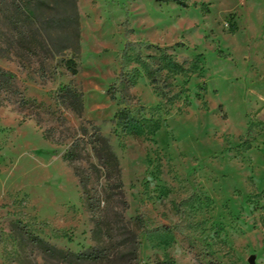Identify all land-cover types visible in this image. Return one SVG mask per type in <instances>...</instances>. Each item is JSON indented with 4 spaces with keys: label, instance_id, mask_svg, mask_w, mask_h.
I'll use <instances>...</instances> for the list:
<instances>
[{
    "label": "rangeland",
    "instance_id": "374dc122",
    "mask_svg": "<svg viewBox=\"0 0 264 264\" xmlns=\"http://www.w3.org/2000/svg\"><path fill=\"white\" fill-rule=\"evenodd\" d=\"M182 1L76 0V74L71 51L0 56L16 76L0 100V264H66L35 239L72 253L96 245L75 170L95 159L84 149L65 158L93 127L119 158L128 207L114 200L104 231L115 251L139 232L137 258L112 264H264V0ZM129 44L185 63L164 72L166 98L137 51L124 55ZM64 86L82 93L81 116L60 98ZM121 108L137 133L116 120Z\"/></svg>",
    "mask_w": 264,
    "mask_h": 264
},
{
    "label": "trees",
    "instance_id": "16d2710c",
    "mask_svg": "<svg viewBox=\"0 0 264 264\" xmlns=\"http://www.w3.org/2000/svg\"><path fill=\"white\" fill-rule=\"evenodd\" d=\"M158 1L184 5L182 0ZM65 4L64 0H0V56L5 58L15 55L21 60L44 56V60L47 61L71 51L73 57L66 61V68L72 74H76L75 57L80 53L77 3L76 0L70 1L71 10L66 9ZM143 48L156 49L160 54L158 57L143 58L141 56ZM132 51H137L136 63L142 66L155 91L164 98L168 96L164 89L161 90L164 72L173 74L185 73L188 70L185 68V63L180 64L160 47L129 44L124 55L128 57ZM43 66L45 67V63ZM122 75L116 83L123 82ZM15 79L14 73L0 69V100L1 94L14 86ZM110 93L111 98L114 99L115 85ZM59 96L68 108L77 115H82L84 102L80 91L64 86L60 89ZM23 103L25 104V101ZM115 118L125 130L137 133L139 124L130 110L119 109ZM93 128L95 132L90 135L88 141L76 140L65 158L70 163L77 162L78 156H81L80 152L84 149L88 150L95 159V163H90L88 168L76 166L75 170L87 208L95 222L93 239L96 245L85 252L72 253L58 250L48 243L35 239V242L43 246L45 252L58 256L66 264H112L131 256L137 258L139 232L129 233L128 242L125 243L127 249L115 251L116 248L111 246L114 242L112 232L104 231L105 223L110 220L113 201L118 200L123 211L128 207L119 158L112 149L109 139L96 127ZM82 131L83 135H88L85 127ZM114 215L122 217L118 213Z\"/></svg>",
    "mask_w": 264,
    "mask_h": 264
},
{
    "label": "water",
    "instance_id": "95a60500",
    "mask_svg": "<svg viewBox=\"0 0 264 264\" xmlns=\"http://www.w3.org/2000/svg\"><path fill=\"white\" fill-rule=\"evenodd\" d=\"M250 262L253 263V259Z\"/></svg>",
    "mask_w": 264,
    "mask_h": 264
}]
</instances>
